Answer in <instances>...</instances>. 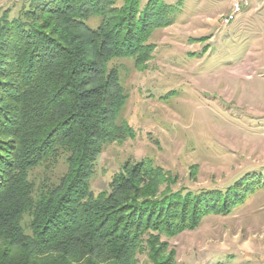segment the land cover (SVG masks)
<instances>
[{
  "label": "trees",
  "instance_id": "obj_1",
  "mask_svg": "<svg viewBox=\"0 0 264 264\" xmlns=\"http://www.w3.org/2000/svg\"><path fill=\"white\" fill-rule=\"evenodd\" d=\"M116 2L28 0L18 18L1 17L0 264H134L157 237L193 229L249 193L242 177L224 192L156 197L166 179L142 164L126 167L107 193H92L94 164L117 138L125 101L107 64L131 58L144 67L151 32L170 24L161 0L141 9L139 0ZM63 159L64 174L35 190L30 171L51 172Z\"/></svg>",
  "mask_w": 264,
  "mask_h": 264
},
{
  "label": "rangeland",
  "instance_id": "obj_2",
  "mask_svg": "<svg viewBox=\"0 0 264 264\" xmlns=\"http://www.w3.org/2000/svg\"><path fill=\"white\" fill-rule=\"evenodd\" d=\"M139 1L141 9L148 0ZM258 1L223 25L230 0H161L170 24L151 32L150 60L144 67L131 58L107 64L125 101L115 119L117 138L103 146L93 167L95 196L136 164L166 179L156 197L224 192L242 177V191L249 188L228 212L209 213L177 236L157 237L154 249L143 246L134 264H264V0ZM27 2L0 0V20L18 18ZM65 171L63 159L51 172L31 170L29 180L38 190ZM21 224L28 232L29 218Z\"/></svg>",
  "mask_w": 264,
  "mask_h": 264
},
{
  "label": "built area",
  "instance_id": "obj_3",
  "mask_svg": "<svg viewBox=\"0 0 264 264\" xmlns=\"http://www.w3.org/2000/svg\"><path fill=\"white\" fill-rule=\"evenodd\" d=\"M258 0H254V3L258 6ZM239 3H250V0H230V10L229 12L225 15V19H223L222 24H226L227 17L230 14V11L234 9Z\"/></svg>",
  "mask_w": 264,
  "mask_h": 264
},
{
  "label": "bare ground",
  "instance_id": "obj_4",
  "mask_svg": "<svg viewBox=\"0 0 264 264\" xmlns=\"http://www.w3.org/2000/svg\"><path fill=\"white\" fill-rule=\"evenodd\" d=\"M249 5V3H239L236 7H234V9L230 12V14H229V16L227 17V21H226V24H223V25H228L229 23H230V21H232V20H234V18H235V13L236 12H239L241 9H242V7H246V6H248ZM224 19H225V17H224Z\"/></svg>",
  "mask_w": 264,
  "mask_h": 264
},
{
  "label": "crops",
  "instance_id": "obj_5",
  "mask_svg": "<svg viewBox=\"0 0 264 264\" xmlns=\"http://www.w3.org/2000/svg\"><path fill=\"white\" fill-rule=\"evenodd\" d=\"M254 0H252V2H253ZM254 3V2H253ZM253 10H255V9H253Z\"/></svg>",
  "mask_w": 264,
  "mask_h": 264
}]
</instances>
